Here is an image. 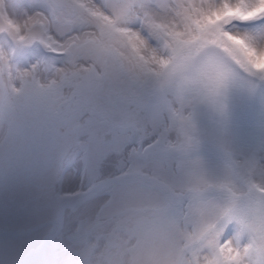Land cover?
Instances as JSON below:
<instances>
[{
    "label": "rangeland",
    "instance_id": "1",
    "mask_svg": "<svg viewBox=\"0 0 264 264\" xmlns=\"http://www.w3.org/2000/svg\"><path fill=\"white\" fill-rule=\"evenodd\" d=\"M263 16L264 0H0V264H264ZM32 38L56 56L24 55ZM67 184L84 194L59 202Z\"/></svg>",
    "mask_w": 264,
    "mask_h": 264
},
{
    "label": "bare ground",
    "instance_id": "2",
    "mask_svg": "<svg viewBox=\"0 0 264 264\" xmlns=\"http://www.w3.org/2000/svg\"><path fill=\"white\" fill-rule=\"evenodd\" d=\"M81 64H84L85 63V61H79ZM87 64H88V62H86ZM71 175L72 174H70V170H66L62 175H61V184L63 185V184H65V182L67 183L69 180V178L71 177ZM61 185V186H62ZM68 184L67 185H64V186H62V188L63 187H65L62 191H63V193H66V192H69L70 191V189H68ZM74 186H77V187H79V185H74ZM67 187V188H66ZM77 187H72L71 189H73L72 190V192H69V193H74V192H77L78 190L77 189H79V188H77ZM76 190V191H75Z\"/></svg>",
    "mask_w": 264,
    "mask_h": 264
},
{
    "label": "water",
    "instance_id": "3",
    "mask_svg": "<svg viewBox=\"0 0 264 264\" xmlns=\"http://www.w3.org/2000/svg\"><path fill=\"white\" fill-rule=\"evenodd\" d=\"M163 102V97L159 92H156L151 99L150 103L160 104Z\"/></svg>",
    "mask_w": 264,
    "mask_h": 264
}]
</instances>
